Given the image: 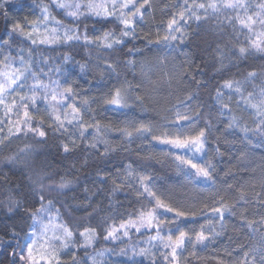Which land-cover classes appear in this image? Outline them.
<instances>
[{
	"label": "snow or ice",
	"instance_id": "snow-or-ice-1",
	"mask_svg": "<svg viewBox=\"0 0 264 264\" xmlns=\"http://www.w3.org/2000/svg\"><path fill=\"white\" fill-rule=\"evenodd\" d=\"M13 7L0 0V16ZM32 7L0 36V152L23 144L0 156V264H264V0ZM136 141L160 150L132 159ZM119 152L122 167L81 175ZM151 161L185 183L161 188Z\"/></svg>",
	"mask_w": 264,
	"mask_h": 264
},
{
	"label": "trees",
	"instance_id": "trees-1",
	"mask_svg": "<svg viewBox=\"0 0 264 264\" xmlns=\"http://www.w3.org/2000/svg\"><path fill=\"white\" fill-rule=\"evenodd\" d=\"M34 2L39 3V0H34ZM164 2H166V0H164ZM9 3L13 4L14 7L9 9L10 15H9L7 20H5L3 16H0V36H4L5 31L11 27V25L14 21H20L22 23L24 17H27L29 19H33V18H35L36 15H38V11H36L32 7L33 0H9ZM155 15H156L157 20L161 19L162 16L164 15L159 11V5H157ZM58 18L63 19L62 16H58ZM65 22L67 23L68 21H65ZM89 26L91 27V24ZM110 26L111 25H107L106 27H110ZM145 31H147V29H145ZM204 39L211 41L213 38L210 34H206L204 37H202V40H204ZM138 44H139V42H138ZM139 46L141 48L145 49L146 55H151L152 51H155V50L150 51L143 44H139ZM67 51H71V54L74 56L75 60H77V61L83 60V53L79 49H77V50L60 49L57 52L51 53V55L57 56V55L62 54L63 52H67ZM186 51H188L190 53L193 52V50L191 48L186 49ZM206 51L210 52L211 49L207 48ZM193 56H194L195 63L200 64L201 63V57H206V52L205 51H196L193 53ZM182 58L183 57H181V56L177 57L178 60L182 59ZM56 62L59 63V60H57ZM45 71H47V69H45ZM154 71L156 73H160L161 69L157 68ZM163 71H168L171 73L174 70L172 69L171 65H168L166 68L163 69ZM209 71H210V69H209ZM137 75H138V73H137ZM53 78H56V77L54 76ZM128 78L133 79V77L131 75H129ZM155 78H156V76L153 75V79H155ZM73 79L77 80L83 87H87V84L85 83V79H91V77H86L84 79H81L79 76L74 74ZM217 79H219V78L217 77ZM166 94H167L166 92L162 93V95H166ZM93 107H95V105H93ZM104 117H107L108 120L116 119V117H114L113 113H111V112H101L97 118L102 119ZM231 138L232 137H229V139H231ZM110 139L116 143L120 142V138L116 134H114ZM141 144H142L141 141H136L134 144L131 145V148L133 150H135L131 154L132 159H135L137 152H138L139 156L144 157V156H147L149 152L156 153V152H159V150H160L159 147H152V148H144V150L141 151L138 147ZM17 146L22 147L23 144L19 141L13 142V144L11 145V147L9 149H6L4 152H0V156L7 154L9 151H15ZM50 151L52 153L58 152V150L55 149L54 147ZM100 151L102 152L103 149L101 148ZM222 151L227 152V149L222 148ZM127 155H128V153L119 152V153L115 154L114 156L108 158L107 160H104L103 162L90 163L88 168L81 170V175L84 176V175H87L89 173H93V175H94L93 170L97 166L104 168L105 170H114L117 167H122V164L125 162H128V161L122 162L121 157L127 156ZM230 155L231 154L226 155L224 158H222V162L218 165V168L221 171V173L223 172V170L225 168H227L229 166L230 163L233 165L235 164V161L230 159ZM52 159L55 163H59V159H58L57 155H53ZM70 163H71V160L68 161V164H70ZM149 163H151L152 169L154 170V172L157 175L156 182L161 188H168L171 186H179V185L185 183V180L182 177V175L177 173L176 171H174L173 167L168 162L157 163L155 161H151ZM108 165H112V168L111 169L108 168ZM65 167H67V164L65 165ZM14 179L19 180V177L18 176L14 177ZM229 182H231V181L229 180ZM89 183H90V181H89ZM80 187H82V185L77 187L74 194L77 195L79 197V199L83 200L84 194L80 191ZM187 190L189 191V193L191 195H197L198 196L200 194V189L194 188L191 185L187 186ZM72 194L73 193H69V196H71ZM97 198H99V196ZM0 199H3L2 194H0ZM117 199L121 200V201H125V197L122 194H118ZM129 199H131L130 196H129ZM131 206H132L131 204H129L127 201H125V207H131ZM74 215L76 217H81V216H83V212H76V213H74ZM93 223H95V222L93 221ZM0 235H3V232H0ZM5 238L8 239V237H5ZM135 239L136 238L134 237V240ZM221 243H226V241H222ZM108 246L111 247L112 245L109 244ZM200 255L201 256H208V255H210V250L208 252H201ZM127 259H128L127 257H113L112 258L113 264H123V262L126 261ZM137 259H139V258H137ZM3 264H7L6 257L4 258ZM199 264H214V262L212 260H207V261H200Z\"/></svg>",
	"mask_w": 264,
	"mask_h": 264
}]
</instances>
